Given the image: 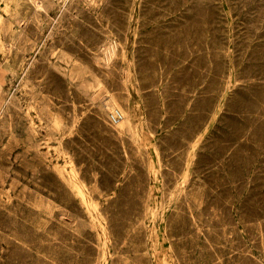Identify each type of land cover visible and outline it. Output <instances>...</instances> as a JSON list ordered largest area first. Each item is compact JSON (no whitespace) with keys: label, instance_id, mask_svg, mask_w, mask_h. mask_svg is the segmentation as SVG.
Here are the masks:
<instances>
[{"label":"rangeland","instance_id":"374dc122","mask_svg":"<svg viewBox=\"0 0 264 264\" xmlns=\"http://www.w3.org/2000/svg\"><path fill=\"white\" fill-rule=\"evenodd\" d=\"M0 108V264H264V0H0Z\"/></svg>","mask_w":264,"mask_h":264},{"label":"bare ground","instance_id":"6f19581e","mask_svg":"<svg viewBox=\"0 0 264 264\" xmlns=\"http://www.w3.org/2000/svg\"><path fill=\"white\" fill-rule=\"evenodd\" d=\"M109 1V0H108ZM81 2V1H80ZM21 3V2H20ZM24 3V2H23ZM25 5V4H24ZM78 6V5H77ZM98 6V5H97ZM106 6V5H105ZM77 9H79V8H77ZM35 11V10H34ZM79 11H80V9H79ZM104 12V11H103ZM112 12V11H111ZM45 13V12H44ZM88 15H90V14H88ZM108 15V14H107ZM77 17V16H76ZM67 19V18H66ZM74 19V18H73ZM87 20V19H86ZM71 21V20H70ZM91 21V20H90ZM94 21V20H93ZM91 24V23H90ZM14 26V25H13ZM30 26V25H29ZM33 27V26H32ZM47 27V26H46ZM106 27V26H105ZM32 29V28H31ZM34 29V28H33ZM50 29V28H49ZM33 31V30H32ZM61 32V31H60ZM111 32V31H110ZM33 34V33H32ZM50 34V33H49ZM37 35V34H36ZM42 35V34H41ZM40 38V37H39ZM118 38V37H117ZM73 41V40H72ZM106 42V41H105ZM73 43V42H72ZM96 43V42H95ZM79 45V44H78ZM86 45V44H85ZM101 45V44H100ZM107 46V45H106ZM110 47V46H109ZM30 48V47H29ZM103 48V47H102ZM110 49V48H109ZM114 49V48H113ZM63 50V49H62ZM33 53V52H32ZM123 53V52H122ZM46 55V54H45ZM44 55V56H45ZM109 55V54H108ZM95 56V55H94ZM112 57V56H111ZM92 58V57H91ZM42 61V60H41ZM109 63V62H108ZM114 63V62H113ZM86 64V63H85ZM99 66V65H98ZM38 67V66H37ZM36 67V68H37ZM85 67V66H84ZM106 67V66H105ZM114 67V66H113ZM117 67V66H116ZM35 69V68H34ZM83 69V68H82ZM99 69V68H98ZM110 69V68H109ZM93 70V69H92ZM118 70V69H117ZM102 71V70H101ZM47 72V71H46ZM96 72V71H95ZM115 72V71H114ZM26 76V75H25ZM106 79V78H105ZM108 79V78H107ZM92 80V79H91ZM104 81V80H103ZM88 87V86H87ZM42 90V89H41ZM26 94V93H25ZM101 101V100H100ZM13 102V101H12ZM9 104V103H8ZM91 104V103H90ZM114 104H115V101H114V99L112 98V97H105V106H106V108H108V109H111V110H113V112L114 111H118L119 112V114H120V118L116 121V122H118L119 120H120V127H122V126H127V127H130V119H129V117L125 114V115H123L119 110H114ZM1 109V108H0ZM96 110H98V109H96ZM7 111V110H6ZM96 112V111H95ZM130 113V112H129ZM51 115V114H50ZM106 117V116H105ZM24 118V117H23ZM46 118V117H45ZM122 118V119H121ZM31 119V118H30ZM22 120V119H21ZM16 121V120H15ZM132 121V120H131ZM133 124V123H132ZM117 126V125H116ZM133 126H131V128H132ZM13 128V127H12ZM127 129V128H126ZM134 129V128H133ZM132 129V130H133ZM128 130V129H127ZM131 130V131H132ZM2 132V131H1ZM122 139V138H121ZM15 141V140H14ZM66 146V145H65ZM154 148V147H153ZM10 156V155H9ZM25 156V155H24ZM20 161V160H19ZM28 163V162H27ZM37 163V162H36ZM22 164V163H21ZM12 165V164H11ZM31 166V165H30ZM37 166V165H36ZM32 168V167H31ZM19 173V172H18ZM155 174V173H154ZM14 175V174H13ZM24 190V189H23ZM201 193V192H200ZM198 195V194H197ZM24 196V195H23ZM192 198V197H191ZM197 199V198H196ZM198 202V201H197ZM105 243V242H104ZM108 253V252H107Z\"/></svg>","mask_w":264,"mask_h":264},{"label":"built area","instance_id":"2783aa9c","mask_svg":"<svg viewBox=\"0 0 264 264\" xmlns=\"http://www.w3.org/2000/svg\"><path fill=\"white\" fill-rule=\"evenodd\" d=\"M120 118V114L118 111H114L111 113V120L116 122Z\"/></svg>","mask_w":264,"mask_h":264}]
</instances>
